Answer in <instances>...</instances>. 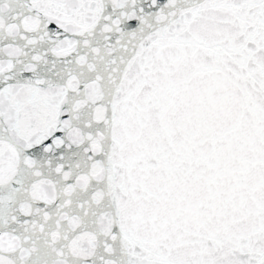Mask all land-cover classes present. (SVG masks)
I'll return each mask as SVG.
<instances>
[{
  "label": "snow or ice",
  "instance_id": "6c2138e0",
  "mask_svg": "<svg viewBox=\"0 0 264 264\" xmlns=\"http://www.w3.org/2000/svg\"><path fill=\"white\" fill-rule=\"evenodd\" d=\"M0 264H264V0H0Z\"/></svg>",
  "mask_w": 264,
  "mask_h": 264
}]
</instances>
